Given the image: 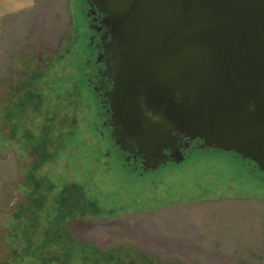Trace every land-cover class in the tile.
<instances>
[{"label": "rangeland", "instance_id": "obj_1", "mask_svg": "<svg viewBox=\"0 0 264 264\" xmlns=\"http://www.w3.org/2000/svg\"><path fill=\"white\" fill-rule=\"evenodd\" d=\"M89 9L36 0L0 26V264H264L248 161L196 150L145 173L102 138Z\"/></svg>", "mask_w": 264, "mask_h": 264}, {"label": "water", "instance_id": "obj_2", "mask_svg": "<svg viewBox=\"0 0 264 264\" xmlns=\"http://www.w3.org/2000/svg\"><path fill=\"white\" fill-rule=\"evenodd\" d=\"M115 63L116 145L159 170L183 139L264 174V0H86ZM175 150L176 163L184 156Z\"/></svg>", "mask_w": 264, "mask_h": 264}, {"label": "flooded vegetation", "instance_id": "obj_3", "mask_svg": "<svg viewBox=\"0 0 264 264\" xmlns=\"http://www.w3.org/2000/svg\"><path fill=\"white\" fill-rule=\"evenodd\" d=\"M89 11L90 16H92V23L90 26L95 33L91 37L92 52L90 53V58L87 62L90 71L85 72V75L87 76L89 86L93 87L96 98L98 99L101 122L106 130V133H101L102 138L104 140L107 139L110 142V145L120 152L122 158H124L134 170L141 169L145 173L149 172L144 171V155H140V151L137 149L136 145L129 142V144L133 146L134 153L124 152L116 145L117 138L115 136V129L118 127L112 120L113 111L111 108V100L109 98L114 88L115 77L113 54L108 49V46L111 43V35H109L108 29L102 25L104 16L100 15L96 9L90 8ZM93 56L96 58L95 62H92L91 60V57ZM107 140L105 141L107 142ZM203 144L204 142L201 140L189 141L188 139H183L182 141L177 142L174 149L165 151L167 159L164 160L160 168L176 163V159L172 157L175 150L179 151L184 156L185 161L189 157V153L192 151H204L201 149ZM109 153L110 152H108V154ZM181 154L180 156L182 157Z\"/></svg>", "mask_w": 264, "mask_h": 264}, {"label": "crops", "instance_id": "obj_4", "mask_svg": "<svg viewBox=\"0 0 264 264\" xmlns=\"http://www.w3.org/2000/svg\"><path fill=\"white\" fill-rule=\"evenodd\" d=\"M36 0H0V26L16 17L32 11Z\"/></svg>", "mask_w": 264, "mask_h": 264}, {"label": "trees", "instance_id": "obj_5", "mask_svg": "<svg viewBox=\"0 0 264 264\" xmlns=\"http://www.w3.org/2000/svg\"><path fill=\"white\" fill-rule=\"evenodd\" d=\"M239 160H241L239 157H237ZM249 163V162H248ZM254 169V168H253ZM66 259V258H65Z\"/></svg>", "mask_w": 264, "mask_h": 264}]
</instances>
